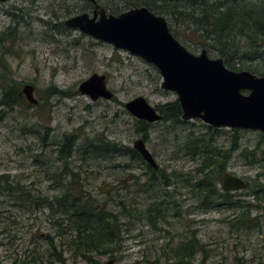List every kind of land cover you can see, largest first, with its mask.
Returning <instances> with one entry per match:
<instances>
[{
  "label": "rangeland",
  "instance_id": "1",
  "mask_svg": "<svg viewBox=\"0 0 264 264\" xmlns=\"http://www.w3.org/2000/svg\"><path fill=\"white\" fill-rule=\"evenodd\" d=\"M96 1L106 14L114 16L141 7L134 0ZM83 12L91 14L90 5L79 0L0 2V100L3 90L14 83L22 98V103L12 109L0 105V176L7 177L0 180V264H19L32 238L55 233L50 224L54 216L47 210H35L33 204H21L15 194H9V185H19L24 192L48 199L61 195L63 186L78 196L82 190L88 199L106 203L107 209L117 215L122 211L118 205L122 200L129 216H119L121 243L113 255H94L93 261L98 264L109 259L115 264H179L168 254L165 256V248L177 247L192 238L197 241L196 250L184 264H264V215L256 222L260 229L249 224L239 228L234 220L240 209L234 204L201 208L198 195L190 191L186 181L196 179L198 159L186 155L184 147L193 136H201L202 144L196 145H208L209 150L225 155L236 139L237 149L227 160L222 177L226 172L246 182L245 189L228 192L242 206L252 205L250 218L254 219L262 212L254 208L257 202L251 192L258 185L264 186V135L260 132L209 130L200 120L150 124L145 144L157 169L165 175H179L169 180L171 187L165 186L158 174L155 182H148L150 172L144 161L127 156L106 163L83 155L86 144L101 135L106 141L133 148L142 135L136 132L137 119L125 110L129 101L143 97L157 109L177 100L174 92L160 88L161 76L153 65L64 25L66 19ZM158 16L166 20L170 33L190 53L198 55L206 49L210 58L220 57L218 47L223 46L215 42V47H206L195 32L197 26L189 25L184 15ZM2 36L8 41H2ZM236 40L240 50L225 57L236 67L252 72L256 69L264 75V43L258 48L242 49L239 35ZM92 74L106 77V86L113 94L111 100L92 102L78 92L79 84ZM24 85L33 86L37 105L26 101ZM69 134L78 137L67 164L75 179L61 174L63 164L56 158L61 142ZM220 187L221 183L217 188L222 191ZM166 195L178 204L176 214L167 212L165 222H156V227L137 218L155 203V211L164 209ZM62 255L63 263H50L89 264L75 260L68 252Z\"/></svg>",
  "mask_w": 264,
  "mask_h": 264
},
{
  "label": "trees",
  "instance_id": "2",
  "mask_svg": "<svg viewBox=\"0 0 264 264\" xmlns=\"http://www.w3.org/2000/svg\"><path fill=\"white\" fill-rule=\"evenodd\" d=\"M134 1L136 5H141V7L147 8L154 14L184 15L189 25L197 26L195 32L203 38L206 47H215V42L223 46V48L218 47L221 57H225L226 53L231 54V52L240 50L236 40L238 35L244 43L243 47L247 49L258 48V44L264 43V1L192 0V3L190 0ZM6 38L8 37L2 36L1 40L6 41ZM225 61L227 67L234 70L233 66L235 65L229 62L227 58H225ZM16 86L17 84L14 83L3 90L0 100L1 106L12 109L15 104L22 103L19 88ZM54 92L55 94L58 93L56 90ZM157 110L161 113L162 121L186 123V121L182 122L180 119L181 110L177 100L163 105ZM1 120L2 115L0 112V122ZM136 123V132L140 133L141 138L146 142L150 124L141 120H136ZM208 129L210 130L212 127L209 126ZM233 133H237V130H233ZM95 139L94 142L86 144L83 155L90 156L88 160L115 163L118 158L129 156L130 160L143 161L139 153L133 148L118 142L106 141L102 135ZM209 139L213 140V138ZM202 140L204 139L201 136L198 139L197 136H193L184 146L186 155L191 156L192 159H198L199 166L194 170V176H197L196 179H192V183H188L190 179L186 181L190 191L195 193L196 196L198 195L199 206L203 209H210L211 207L232 203L240 209L238 218L234 220L235 226L242 228L249 224L251 227L260 229L256 222L264 215V186L258 185L251 192L254 201L257 202V206L254 208L262 212L254 219L250 218L253 210L252 205L242 206V202L233 200L228 191H219V188H217V185L221 183L227 160L233 151L237 149L236 139L232 141L231 149L225 155L224 152L219 150H209L208 145L202 148L196 145L197 143L202 144ZM77 142L78 137L76 135H65L56 157L63 164L64 169L61 174L71 176L73 179H75V174L67 168V164L74 154ZM188 152H191V154H188ZM146 165L150 172L148 182H155L158 174L161 176L160 179L163 180V184L171 187V181L169 180L179 178V175L174 172L172 175H165L163 171L154 170L147 163ZM2 178L6 179L7 177L0 176V180ZM73 186L74 183H71L70 187ZM8 189L10 195L15 194L21 200L19 201L21 204H33L35 210H47L49 214L54 216V219L50 221V224L54 226V235H45L44 237L41 235L32 238L29 241V246L25 248L23 259L19 264H51L50 260L63 263L62 253L64 251L70 253L75 260L83 259L89 264H98L93 261L94 255L107 253L113 255L117 251L122 239L121 224L118 225L119 216L120 218L122 215L129 216L127 206L122 200L118 204L122 211L117 215V213L107 209L106 203L100 204L96 200L88 199V195L84 194L82 190L79 192V196L75 195L66 186H63L64 190L61 195L51 199L33 196L28 192H24L19 185L17 187L9 185ZM166 196L168 197V195ZM166 199L168 200L164 209L155 211L154 207L157 204L155 203L142 210V215H136L137 218L147 220L152 227H156V222H165L167 212L176 214L175 210L178 209L176 201L170 197ZM125 203L128 204V201L125 200ZM260 203L263 204L262 207L259 205ZM56 238L59 239V243L56 242ZM196 242V239L192 238L187 242H182L177 247H166L165 256L169 255L168 257L178 260L179 264L187 263L188 260L193 258L197 246Z\"/></svg>",
  "mask_w": 264,
  "mask_h": 264
},
{
  "label": "water",
  "instance_id": "3",
  "mask_svg": "<svg viewBox=\"0 0 264 264\" xmlns=\"http://www.w3.org/2000/svg\"><path fill=\"white\" fill-rule=\"evenodd\" d=\"M91 1L95 4L92 16L81 13L66 19L64 25L156 67L161 76L160 88L177 96L181 120H200L215 128L252 130L264 135V77L229 70L222 59H210L204 50L199 55L190 53L170 33L166 20L145 7L114 16ZM245 91L247 95L242 94ZM33 92V86L24 85L22 93L26 101L37 105ZM78 92L92 102L113 98L104 75L92 74L79 84ZM124 107L137 120L149 124L161 121V114L143 97L129 101ZM133 149L152 169L158 168L143 139H136ZM245 188L242 179L223 174L222 191ZM104 264L115 262L109 259Z\"/></svg>",
  "mask_w": 264,
  "mask_h": 264
},
{
  "label": "flooded vegetation",
  "instance_id": "4",
  "mask_svg": "<svg viewBox=\"0 0 264 264\" xmlns=\"http://www.w3.org/2000/svg\"><path fill=\"white\" fill-rule=\"evenodd\" d=\"M79 1H82V2H85V3H87L88 5H90V9H91V14H89L90 16H92V14H93V11H94V9H95V4H94V2H92L91 0H79ZM95 1V3L98 5V3H97V1L96 0H94ZM99 8H101L99 5H98V9ZM88 9V8H87ZM83 13H85V12H83ZM86 13H88V12H86ZM244 49H245V47H243ZM242 48V49H243ZM202 50H204L205 52H206V54H207V56L209 57V55H208V53H207V50L206 49H202ZM201 50V51H202ZM239 51V50H238ZM237 51V52H238ZM201 53V52H200ZM199 55V54H198ZM210 58V57H209ZM225 58H227V57H217V58H210V59H222L223 60V62H224V65H225V67L227 68V69H229V70H232V71H235V72H240V71H247V70H243V68H241V67H236V65L235 66H233L234 67V70L233 69H230V68H228L227 67V65H226V61H225ZM228 60V59H227ZM229 61V60H228ZM230 62V61H229ZM253 71H255V72H259V71H257L256 69H253ZM247 72H250L251 74H254V75H256V76H260V77H264V75H258V74H255L254 72H252V71H247ZM242 94H244V95H247L248 94V92H242ZM157 110V109H156ZM158 111V110H157ZM159 112V111H158ZM160 113V112H159ZM161 114V113H160ZM180 119H181V116H180ZM183 121V120H182ZM191 121V120H190ZM211 127V126H210ZM212 128H215V127H212ZM215 129H224V128H215ZM225 129H228V128H225ZM229 130H239V129H229ZM258 132V131H257Z\"/></svg>",
  "mask_w": 264,
  "mask_h": 264
},
{
  "label": "bare ground",
  "instance_id": "5",
  "mask_svg": "<svg viewBox=\"0 0 264 264\" xmlns=\"http://www.w3.org/2000/svg\"><path fill=\"white\" fill-rule=\"evenodd\" d=\"M134 8H136V7H134ZM130 9H132V8H130ZM244 181V180H243ZM245 182V181H244ZM246 183V182H245ZM6 184V183H5ZM246 187H247V184H246ZM221 188V187H220ZM1 189V188H0ZM164 202V201H163ZM158 208V207H157ZM58 216V215H57Z\"/></svg>",
  "mask_w": 264,
  "mask_h": 264
}]
</instances>
